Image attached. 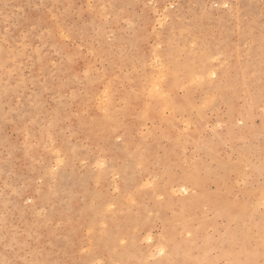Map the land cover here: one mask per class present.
I'll return each instance as SVG.
<instances>
[{
  "label": "rangeland",
  "instance_id": "1",
  "mask_svg": "<svg viewBox=\"0 0 264 264\" xmlns=\"http://www.w3.org/2000/svg\"><path fill=\"white\" fill-rule=\"evenodd\" d=\"M261 202L264 0H0V264H261Z\"/></svg>",
  "mask_w": 264,
  "mask_h": 264
},
{
  "label": "snow or ice",
  "instance_id": "2",
  "mask_svg": "<svg viewBox=\"0 0 264 264\" xmlns=\"http://www.w3.org/2000/svg\"><path fill=\"white\" fill-rule=\"evenodd\" d=\"M260 210H261L262 213H264V202H261ZM161 254H163V250H161ZM261 264H264V260L261 261Z\"/></svg>",
  "mask_w": 264,
  "mask_h": 264
}]
</instances>
